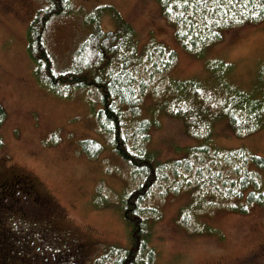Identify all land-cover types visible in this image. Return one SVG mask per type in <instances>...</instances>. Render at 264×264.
<instances>
[{
    "label": "rangeland",
    "instance_id": "rangeland-1",
    "mask_svg": "<svg viewBox=\"0 0 264 264\" xmlns=\"http://www.w3.org/2000/svg\"><path fill=\"white\" fill-rule=\"evenodd\" d=\"M70 6V11L50 18L41 37L56 73L71 70L74 62L82 61L86 54L90 59L82 71L98 64L95 44L91 42L86 48L83 45L96 33V37H102L101 32L118 31L115 13L135 31L140 51L153 41L177 53L164 80L155 78L152 88L142 94L140 114L132 121L134 127L143 121L151 123L146 130L149 140L141 148L153 153L159 162L184 159L190 152L197 154L193 155L191 174L185 170L187 163L179 168V173L185 175L182 185L190 180L188 187L174 189L159 178L145 202L146 207L160 212L150 237L157 253L153 264H264V205L246 206L242 198L214 194L207 186L210 174H204V164L195 161L199 153L191 150L209 146L210 156L220 152L224 159L223 155L244 147L250 154L264 158V115L258 120L260 129L239 136L223 110L216 115L210 111L204 116V124L202 118L197 120L201 123L195 136L184 118L171 114L177 109L172 93L177 96L176 90L181 91L185 85L179 82L186 81L217 88L215 94L222 99L228 91L225 83H229L245 97L252 94L258 99L254 101L260 102L257 106L264 109V22L229 30L204 57H197L180 45L175 28L156 0H71ZM48 7V0H0V105L7 112L0 127V170L9 168L37 182V188L54 201V218L60 228L92 242L89 264H115L119 255L115 253H125L129 248L134 252L131 227L124 219L125 203L145 184L143 178L134 177L132 167L116 153L113 134L100 129L102 96L98 91L71 89L62 94L38 82L28 53V35L33 23L42 21V11ZM78 52L84 55L80 57L82 53ZM217 62L223 63L219 69ZM226 72V82L221 83ZM193 103L197 106L196 99ZM216 105L209 107L214 109ZM243 118L252 125L247 114ZM87 140L102 146L97 156L90 157L83 151ZM231 161L233 167L241 166L238 157ZM197 169L205 177L192 182ZM241 172L252 180L249 190L264 193V169L249 163ZM166 176L170 180L171 172ZM236 179L233 176L231 180ZM20 196L24 197L22 191ZM20 206L27 211L32 208L28 198H22ZM230 206H244L245 213L233 211ZM188 211L192 224L182 226L180 220ZM110 254L111 258L106 259Z\"/></svg>",
    "mask_w": 264,
    "mask_h": 264
},
{
    "label": "trees",
    "instance_id": "trees-1",
    "mask_svg": "<svg viewBox=\"0 0 264 264\" xmlns=\"http://www.w3.org/2000/svg\"><path fill=\"white\" fill-rule=\"evenodd\" d=\"M156 1L162 7L165 18L175 28L176 39L180 45L197 57H204L210 48L223 40L225 33L229 30L246 24L264 22V0ZM48 2V9L42 11L40 18L42 21H35L36 23L34 22L29 29L28 53L35 64V76L40 85L48 87L56 93H67L71 89H95L101 94L100 129L103 132L107 131V133L113 134V146L116 153L132 167L134 177L143 178L142 182L145 184L142 191L133 194L131 201L125 203L124 219L126 222L128 221L131 227L130 243L134 247L132 250L134 252L131 253V248H129L125 250V253H115L119 254L115 259V264H153L157 253L156 248L151 246L150 237L152 224L154 221L159 220L160 212L155 208L146 207L145 202L151 198V188L155 187L159 178H163L166 183L169 182L174 189H180L183 186L188 187L190 180L188 184L182 185L184 184L182 181L185 175L179 173V168L187 163L185 170L191 174L193 165H195L193 164V155L197 154L190 152L191 155L189 157L185 155L186 158L184 159L165 163L159 162L153 153L141 148L142 143L149 140V134L146 133V130L148 126L151 127V123L143 121L137 127H134L132 121L140 114L142 94L152 88L155 78L159 81L160 79L164 80V76L173 68L176 62L177 53L175 50L155 45L153 41H150L140 51L141 45H139L135 31L115 13L119 25L118 31L109 34L101 32L102 37H96V33L93 35V39L90 38L83 45L86 48L91 42L95 44L100 58L98 64L88 71H82V68L85 69L83 64L85 62L87 64L90 59V56L86 54L82 61L79 59L74 62V67L71 70L56 73L53 69V60L45 50L41 37H43V30L51 17L71 10V0H48ZM83 55L82 53L80 57ZM222 64L217 62V69ZM227 73H224L221 77H227ZM225 79L221 83L226 82ZM179 83H185V85L181 91L176 90L177 96L166 88L168 92L174 95V105L177 108L172 110L171 114L184 118L187 129L191 134L198 136L195 134V130L199 128L201 122L204 124L205 121L203 120H205L204 116L207 112L211 111L212 114L216 115L221 113L219 112L221 110L228 116L231 128L239 136L245 135L244 131L251 133L256 131L257 128L260 129L258 120L263 117L264 109L257 106L259 101H254L258 99L253 98L252 94L249 95L251 98L245 97L244 92L237 89L236 86L225 83L226 85H224L228 91L224 93L222 99L215 94L218 91L217 88H209L196 81ZM195 99L197 106L193 103ZM199 103L203 106L200 107ZM214 104H217L214 109L209 107ZM206 106H208V109L204 110ZM245 114L248 116V122L252 125L244 122L243 115ZM6 115L5 108L0 105V127ZM201 118L202 121L199 123L197 120ZM202 126L205 127V125ZM206 129L208 128L206 127ZM1 146L2 142L0 140ZM101 148L102 146L98 142L87 140L84 142L82 149L85 154L94 157L100 153ZM191 150L199 153L195 161L204 164V168H202L204 174H206L205 171L210 174L207 186L211 187L214 194L229 199L242 198V200H245L246 206L254 203L264 205V193L254 189L249 190L248 185L249 183L252 184V180L248 177V174L243 175L241 172V168L246 167L249 163L256 168L264 169V158L250 154L244 147L228 152L223 155L224 159H222L220 152L213 153L210 156L209 146H201ZM234 157L240 159V167H233L234 162L231 159ZM224 168L229 169L224 173L222 171ZM216 170L219 171L216 172ZM199 171L200 169H197L196 178L192 182L204 179V174ZM6 172L11 171L5 167L0 170V229L10 231L9 242H12L15 239H23L19 238V236L21 237L20 234L30 238L29 230L31 228L35 230L34 228L40 225V220L38 217H34L32 212L31 215H25L26 212L30 213V211L24 208V211L21 209V196L17 199L18 201L10 199L11 194L8 189L9 185H7ZM169 172L172 174L170 176L171 181H167L168 175L166 176V173ZM15 174H18L19 177L26 175ZM233 176L238 177V179L231 180ZM13 178H15L14 174H12ZM176 181H180L181 184L176 183ZM253 184L255 188L260 189L258 183L253 182ZM201 186L205 187L206 184ZM244 189L247 190L246 194L243 193ZM11 191L14 195V191L12 189ZM20 191L21 189H18L19 193ZM230 208H233V211L245 213L244 206H230ZM19 217L23 219H19ZM180 224L191 226L190 211L182 215ZM1 240L0 237V242ZM25 244L29 245V242L9 243L7 246L0 243V257L2 255L7 264H29L34 262L33 257L36 254L30 252ZM14 247L20 248L17 249L18 253L11 250ZM127 252L131 254L128 255ZM112 254L106 259L111 258ZM124 254L125 256H123Z\"/></svg>",
    "mask_w": 264,
    "mask_h": 264
},
{
    "label": "flooded vegetation",
    "instance_id": "flooded-vegetation-1",
    "mask_svg": "<svg viewBox=\"0 0 264 264\" xmlns=\"http://www.w3.org/2000/svg\"><path fill=\"white\" fill-rule=\"evenodd\" d=\"M15 173L18 172L11 171L5 173L8 181L7 185H9L8 189L11 194L10 199L18 201L17 199L20 197L18 189H21L24 193V197L22 198H28L32 205L30 213L26 212L25 215H31L32 212L34 217L39 218L40 225L35 227V230H32V228L29 230L31 234L29 235L30 238H26L24 234H20L21 237L19 236V238L23 239H15L12 242H9L10 231L1 228L0 237L2 240L0 243L7 246L9 243L20 244L22 241L29 242V245L25 244L26 248H29L33 254H36L33 257L34 262L29 264H89L90 256L93 252L92 242L88 239L85 241L81 240L78 236H75L76 234L62 230L54 218V214L57 211L54 201L44 195L41 189L37 188V182H34L32 178L26 175L19 177ZM12 174L15 177L13 179ZM11 189L14 191V195ZM19 219L23 218L19 217ZM17 249L20 248L14 247L11 250L18 253ZM0 264H7L2 255L0 257Z\"/></svg>",
    "mask_w": 264,
    "mask_h": 264
}]
</instances>
